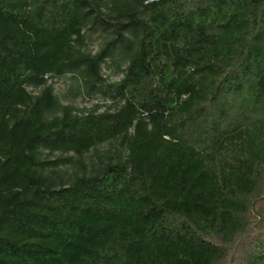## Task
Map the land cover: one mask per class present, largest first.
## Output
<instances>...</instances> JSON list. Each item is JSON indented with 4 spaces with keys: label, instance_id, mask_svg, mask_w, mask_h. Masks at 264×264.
<instances>
[{
    "label": "trees",
    "instance_id": "16d2710c",
    "mask_svg": "<svg viewBox=\"0 0 264 264\" xmlns=\"http://www.w3.org/2000/svg\"><path fill=\"white\" fill-rule=\"evenodd\" d=\"M0 264H264V0H0Z\"/></svg>",
    "mask_w": 264,
    "mask_h": 264
},
{
    "label": "rangeland",
    "instance_id": "374dc122",
    "mask_svg": "<svg viewBox=\"0 0 264 264\" xmlns=\"http://www.w3.org/2000/svg\"><path fill=\"white\" fill-rule=\"evenodd\" d=\"M110 0H107V3H109ZM107 9V8H106ZM108 10V9H107ZM86 35V48L91 50L93 53L97 52L100 47L105 42V33L102 32L100 29L96 28H87L85 30ZM115 67H105L104 73L109 76V80L113 81L116 79H119L122 77V72H117L114 70ZM77 83L78 78H76L73 75H65L63 77H57L54 79V86L56 93L61 97L63 102L65 104L73 105L74 107H77L80 110H86L91 108L96 103H104L100 110H105L108 107H112L113 105L110 100H105L100 94H96L94 97H88L87 95H84L82 93H79L77 91ZM114 108V107H113ZM111 108V109H113ZM117 144L116 141H113L112 143L105 142L98 146L99 154L104 155L106 154V151L108 149H114V146ZM116 150V149H114ZM74 160L73 162L62 165L59 169V173L62 175V178L64 180H69L70 177L77 171L81 172V166L77 163L79 160L78 157L72 153ZM58 155V153L49 155V158H55ZM98 154H96V150H91L90 152L86 153L83 157V160L87 163V165L90 167L91 163L98 161ZM105 159V157H104Z\"/></svg>",
    "mask_w": 264,
    "mask_h": 264
}]
</instances>
